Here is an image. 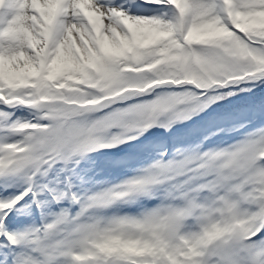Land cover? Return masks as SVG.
<instances>
[{"label": "snow or ice", "instance_id": "obj_1", "mask_svg": "<svg viewBox=\"0 0 264 264\" xmlns=\"http://www.w3.org/2000/svg\"><path fill=\"white\" fill-rule=\"evenodd\" d=\"M0 264H264V0H0Z\"/></svg>", "mask_w": 264, "mask_h": 264}, {"label": "rangeland", "instance_id": "obj_2", "mask_svg": "<svg viewBox=\"0 0 264 264\" xmlns=\"http://www.w3.org/2000/svg\"><path fill=\"white\" fill-rule=\"evenodd\" d=\"M156 131H158V130H153V132H156ZM125 151H130L129 149H125ZM21 223H23V222H25V220H26V218L25 217H18L17 218Z\"/></svg>", "mask_w": 264, "mask_h": 264}]
</instances>
